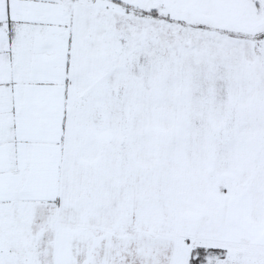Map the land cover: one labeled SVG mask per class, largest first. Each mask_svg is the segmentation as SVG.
Returning <instances> with one entry per match:
<instances>
[{
	"label": "snow or ice",
	"instance_id": "1",
	"mask_svg": "<svg viewBox=\"0 0 264 264\" xmlns=\"http://www.w3.org/2000/svg\"><path fill=\"white\" fill-rule=\"evenodd\" d=\"M0 264H264V0H0Z\"/></svg>",
	"mask_w": 264,
	"mask_h": 264
}]
</instances>
